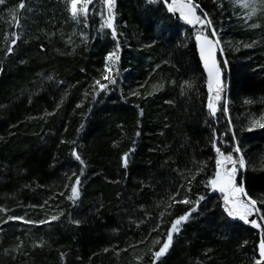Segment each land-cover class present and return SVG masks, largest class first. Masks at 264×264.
I'll list each match as a JSON object with an SVG mask.
<instances>
[{"label":"trees","instance_id":"trees-1","mask_svg":"<svg viewBox=\"0 0 264 264\" xmlns=\"http://www.w3.org/2000/svg\"><path fill=\"white\" fill-rule=\"evenodd\" d=\"M193 4L218 31L223 18L215 0ZM113 11L115 38L104 28L100 40L73 51L56 48L55 35L0 46V213L75 210L71 220L45 224L51 230L39 244L21 236L17 254L5 251L11 235H4L0 264H153L172 222L193 207L155 264H253L264 220L257 228L229 216L227 192L209 181L216 148L225 156L238 144L245 167H238L236 186L264 216V128L246 127L250 114L264 113V18L258 34L232 29L245 40L237 56L219 49L227 100L213 116L194 43L198 33L213 37L210 30L189 26L161 2L115 0ZM117 44L115 83H108L103 58ZM77 177V206L68 208ZM185 198L191 203H176Z\"/></svg>","mask_w":264,"mask_h":264},{"label":"rangeland","instance_id":"rangeland-1","mask_svg":"<svg viewBox=\"0 0 264 264\" xmlns=\"http://www.w3.org/2000/svg\"><path fill=\"white\" fill-rule=\"evenodd\" d=\"M24 2L26 7L24 9H19L18 5ZM216 5L220 11V17L223 18V21L218 22V31L213 38L219 40V49L221 54L223 53L224 46H227L231 55L237 56L240 52V43L244 42L242 38H236L235 35L231 32L234 28H240L241 32L245 34L247 31H256L258 30L260 24L264 18V0H248L250 7L244 8L238 2V0H215ZM193 4V0H192ZM194 5V4H193ZM195 6V5H194ZM196 7V6H195ZM253 8L255 9V14H253ZM89 14L87 19L84 20L81 18L78 22L73 21L70 17V14L66 11L64 0H5V3L0 5V46L1 47H8L11 46L12 40L20 39L23 43L21 45L24 47L26 37H43L49 38L56 36V42H58L56 48L62 49L64 51H73L79 46L81 43L85 45L87 42H94V40H100L104 32V28H102V24L104 22L105 13H104V6L102 0H93V2L89 5ZM61 16L60 21L54 22L53 17ZM199 16V15H198ZM223 16V17H222ZM58 18V17H57ZM57 24V25H56ZM211 28L213 29L212 25ZM211 32V31H210ZM258 34V31L255 32ZM206 34V33H205ZM222 38V39H220ZM236 38V41H234ZM55 41H53V45L55 47ZM245 43V42H244ZM5 48V49H6ZM87 48V47H84ZM117 47H113L109 53L116 51ZM20 50V49H19ZM107 53L104 58V73L103 75H111L113 72V68L115 64H112L109 60H107L108 54ZM118 54V53H117ZM21 54L17 55V62L22 60V57H19ZM106 64L110 67L111 72H105ZM226 84L222 83L223 91L221 92V98L219 101L215 103L220 106V102L222 98L223 105L226 108ZM214 96L215 93L212 92ZM252 108V103L246 102L243 105L244 112H248L249 109ZM244 112H241V116H245ZM253 121H259L260 123L264 122V113L261 115L250 114L246 120V127L248 130H252L255 128H260L259 125H253ZM239 147L240 151L237 153L235 151L236 147ZM241 146L235 144L233 146V152L228 154L232 155L234 160H238L240 156H243ZM228 155H225L228 156ZM245 161V158H244ZM238 166V165H237ZM227 168H231V164H226ZM239 167V166H238ZM223 171V169H221ZM219 188V187H218ZM220 190V189H219ZM230 200H235L236 197L232 196L229 193ZM71 196V190L69 197ZM239 199L245 203L249 202V198L246 194L239 195ZM70 204L68 208H75L77 206L75 201L69 199ZM253 200V199H251ZM264 202V197L262 198ZM231 204H226V210L231 208ZM67 210V209H66ZM65 209H57V210H46L41 212L37 217L33 214H28L29 216L25 215H3L0 213V238L8 233L11 235V246L6 249L5 251L12 254L18 253V248H20V240L21 236H24V240H27L33 244H39L43 236V233L47 235L50 233L51 226H47L49 222H54L57 219H60L64 215L66 217L64 219L71 220L74 216V209L73 211L66 212ZM237 210L243 211L242 208H238ZM57 217V219L52 220L51 217ZM9 217H20L23 219H9ZM261 214L253 212L252 215L248 217L249 221L256 220L259 224L261 220ZM239 218V217H237ZM26 221H31L33 223H27ZM40 221H47V223H39ZM43 224L44 229L41 228L40 225ZM250 225H253L249 222ZM13 235V236H12ZM46 237V236H45ZM158 236H155L153 242L158 241ZM8 249V251H7ZM3 251V250H2ZM5 256V255H4ZM139 257V256H138ZM254 258L253 264L258 259ZM123 264H129L123 263Z\"/></svg>","mask_w":264,"mask_h":264},{"label":"snow or ice","instance_id":"snow-or-ice-1","mask_svg":"<svg viewBox=\"0 0 264 264\" xmlns=\"http://www.w3.org/2000/svg\"><path fill=\"white\" fill-rule=\"evenodd\" d=\"M93 2V0H64L66 11L70 14V17L73 21H79L81 18L84 20L87 19V16L89 14V5ZM149 3H156L161 2L164 3L167 7V10L169 12H175L177 9L174 7L177 0H172V3H168V0H148ZM238 2L241 4L242 7L248 8L250 7V4L248 3V0H238ZM5 0H0V5L4 4ZM103 3L107 9V17L104 19V22L102 24V28H107L112 31V35L115 38L116 31L114 26V8H115V0H103ZM19 9H24L26 7V4L24 2H21L18 5ZM180 14L183 19H185L189 24H195L199 23L202 26H205L206 29L211 31V35L215 36L216 32L215 29L211 28V21L210 20H202L200 16L196 15V8L192 4V0H183L182 3H180ZM253 14H255V9L253 8ZM18 38V37H17ZM197 41L200 42V55L202 60L204 61V67L207 69L208 72V89L209 93L214 92L215 95H209L208 97V103L207 108L210 110L211 115L215 116L217 112L216 107V101H219L221 98V92L223 91L222 82H221V70L217 65L216 60V50L219 45V40H213L210 39L208 35L200 34L196 36ZM15 39L12 40V43L15 44ZM8 51L11 52L12 48L9 47ZM222 51V50H221ZM119 52V44H117L116 51L109 53L107 60H109L112 64H116L119 61V55L117 54ZM225 61V65H226ZM105 72L110 73L111 69L106 64L105 66ZM51 79V78H49ZM104 80H107L108 83H115V79L110 78L109 75L103 76ZM96 85L99 86L100 90H105L107 88V84L101 83L100 80H97ZM187 87H191V84L188 82H185ZM259 125V127L264 128V123H260L259 121H253V125ZM235 151L239 153L240 149L237 146L235 148ZM216 152L219 154L218 158L216 159V165H217V172L215 174V178L211 179L209 183L211 184L212 188L215 189L219 187L221 192H227L231 194L232 196L236 197L235 200H230L229 195H225L224 200L226 204H231L232 207L227 209L228 215L231 217H239L240 220H243L245 223H251L255 227L259 228L260 225L256 222V220L249 221L248 217L252 215L253 212L259 213V208L256 207L257 202L255 200L249 199L248 203H244L242 200L239 199L240 194H245L244 189L242 187H237L235 183V177L238 172V166L239 169H243L245 167V161L243 156H240L238 160H234L232 155L224 156L222 153H220V149L216 148ZM76 159L80 160L79 155H76ZM129 159V153H125L122 157L123 160V166L127 167ZM83 163V161H81ZM231 164V168H227L226 164ZM238 165V166H237ZM223 169V171H221ZM83 173H81L82 175ZM194 179V177H193ZM79 185H80V179L79 177L76 178L75 183L73 184L71 188V196L69 199L75 201L79 197ZM190 190V189H189ZM173 199H175L173 197ZM203 197H199L196 201L197 206L199 205L200 200H202ZM176 203H183V204H189L191 203L190 200L187 198L176 201ZM238 208H242L243 211L237 210ZM197 209L196 207H193L188 212H186L184 215L177 218L174 222H172L171 227L168 231L166 240L162 243L159 250L154 253L155 260H158L160 257L164 256L168 249L171 247L172 241H173V234L179 233L182 223L187 222L190 218L191 214L195 212ZM9 219H23L20 217H9ZM52 220L57 219V217L53 216L51 217ZM262 220H264V216L261 217ZM27 223H33L31 221H26ZM39 223H47V221H40ZM159 243V241H157ZM258 253L259 258L255 261V264H264V238H262L258 245ZM155 260L153 264H155Z\"/></svg>","mask_w":264,"mask_h":264},{"label":"water","instance_id":"water-1","mask_svg":"<svg viewBox=\"0 0 264 264\" xmlns=\"http://www.w3.org/2000/svg\"><path fill=\"white\" fill-rule=\"evenodd\" d=\"M182 2H183V0H177L176 4L174 5V7H175L177 10H176L175 12H172V13L174 14V16H175L176 18H178V19L181 20L182 22H185V23L188 24L189 26H192V27L198 26L199 23L189 24L185 19H183V18L181 17V14H180V10H179V8H180V3H182ZM169 3H172V0H170ZM195 8H196V7H195ZM196 15L198 16L197 8H196ZM200 34L207 35V34H205V33H198V34H196V35L194 36V43H195V46H196V50H197V52H198L199 60H200V62H201L202 68H203V70H204V73H205L206 78H207V81H208V72H207V69H205V67H204V61L202 60L201 55H200V42L197 41V39H196V36H197V35H200ZM208 36H209L210 39L215 40V39H214L213 37H211L210 35H208ZM218 51H219V47H218L217 50H216V60H217V65H218Z\"/></svg>","mask_w":264,"mask_h":264},{"label":"bare ground","instance_id":"bare-ground-1","mask_svg":"<svg viewBox=\"0 0 264 264\" xmlns=\"http://www.w3.org/2000/svg\"><path fill=\"white\" fill-rule=\"evenodd\" d=\"M169 3V2H168Z\"/></svg>","mask_w":264,"mask_h":264}]
</instances>
